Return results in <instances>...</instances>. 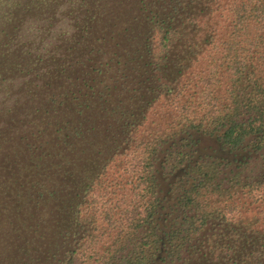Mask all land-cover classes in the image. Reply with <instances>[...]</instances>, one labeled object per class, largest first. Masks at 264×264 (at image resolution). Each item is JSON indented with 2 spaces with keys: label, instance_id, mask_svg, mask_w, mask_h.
Masks as SVG:
<instances>
[{
  "label": "trees",
  "instance_id": "obj_1",
  "mask_svg": "<svg viewBox=\"0 0 264 264\" xmlns=\"http://www.w3.org/2000/svg\"><path fill=\"white\" fill-rule=\"evenodd\" d=\"M11 6L0 264H264V0Z\"/></svg>",
  "mask_w": 264,
  "mask_h": 264
},
{
  "label": "rangeland",
  "instance_id": "obj_2",
  "mask_svg": "<svg viewBox=\"0 0 264 264\" xmlns=\"http://www.w3.org/2000/svg\"><path fill=\"white\" fill-rule=\"evenodd\" d=\"M28 2L29 0H24V2ZM11 7H7L3 10H0V13H4V11L10 10L13 13V16H10L8 20L3 18V15L0 16V74L6 72L13 64L16 56L18 55V50L13 47V44L10 43L15 34L14 27L19 24V21L24 18L25 12H22L21 9H13ZM5 15V14H4ZM5 39V41H3ZM198 136V135H197ZM199 150L201 153L213 154V155H221L230 160L241 159V157L245 154V152L239 153H229V151L219 148V144L216 142L214 138L200 136V145ZM252 168V167H250ZM259 193H250L251 197H257ZM254 205L251 206L249 211V216L253 215Z\"/></svg>",
  "mask_w": 264,
  "mask_h": 264
}]
</instances>
